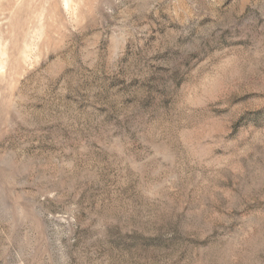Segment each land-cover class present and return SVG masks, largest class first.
Segmentation results:
<instances>
[{
	"label": "rangeland",
	"instance_id": "obj_1",
	"mask_svg": "<svg viewBox=\"0 0 264 264\" xmlns=\"http://www.w3.org/2000/svg\"><path fill=\"white\" fill-rule=\"evenodd\" d=\"M0 264H264V0H0Z\"/></svg>",
	"mask_w": 264,
	"mask_h": 264
}]
</instances>
